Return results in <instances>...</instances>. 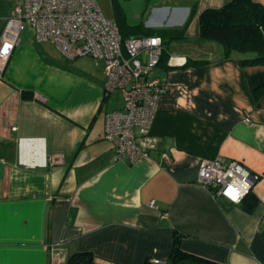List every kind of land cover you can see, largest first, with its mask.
Listing matches in <instances>:
<instances>
[{
    "label": "crops",
    "instance_id": "1",
    "mask_svg": "<svg viewBox=\"0 0 264 264\" xmlns=\"http://www.w3.org/2000/svg\"><path fill=\"white\" fill-rule=\"evenodd\" d=\"M145 1L138 22L127 7L109 17L165 46L158 147L133 162L104 137L123 102L106 94L103 62L66 58L29 24L20 32L0 72V264H67L75 252L91 264H264V65L199 39L200 13L230 0ZM22 2L0 0V32ZM215 158L240 161L250 193L234 202L199 184V163ZM176 236L196 259H173Z\"/></svg>",
    "mask_w": 264,
    "mask_h": 264
},
{
    "label": "built area",
    "instance_id": "2",
    "mask_svg": "<svg viewBox=\"0 0 264 264\" xmlns=\"http://www.w3.org/2000/svg\"><path fill=\"white\" fill-rule=\"evenodd\" d=\"M25 24L32 27L36 40L52 41L66 58L87 55L102 60L105 92L118 91L123 102L122 108L105 115L104 137L118 158L133 162L158 147L150 126L166 89L165 82L153 75L165 51L160 35L123 39L116 20L105 16L96 0H23L0 32V72ZM161 156L164 162L171 160L166 151ZM252 181V174L238 160L206 159L197 169L199 184L234 202L250 192ZM146 264L170 262L150 257Z\"/></svg>",
    "mask_w": 264,
    "mask_h": 264
},
{
    "label": "trees",
    "instance_id": "3",
    "mask_svg": "<svg viewBox=\"0 0 264 264\" xmlns=\"http://www.w3.org/2000/svg\"><path fill=\"white\" fill-rule=\"evenodd\" d=\"M199 26V39L220 43L225 56L230 55L232 51L249 52L254 55L240 59L241 65H264V6L261 4L253 0H230L219 8H207L199 15ZM118 27L123 39L131 35L123 32L119 24ZM133 35L158 34L147 32ZM164 52L161 58L164 56ZM188 63L191 64L189 61ZM194 63L201 64L202 62ZM179 242V237L176 236L173 249L174 260L197 258L182 251ZM91 262L92 254L90 252H75L67 260V264H91Z\"/></svg>",
    "mask_w": 264,
    "mask_h": 264
},
{
    "label": "rangeland",
    "instance_id": "4",
    "mask_svg": "<svg viewBox=\"0 0 264 264\" xmlns=\"http://www.w3.org/2000/svg\"><path fill=\"white\" fill-rule=\"evenodd\" d=\"M101 11L107 17H113V11L115 8L127 7L131 20L138 22L141 19V13L144 10L146 1L145 0H96ZM137 19V20H132ZM102 61V60H101Z\"/></svg>",
    "mask_w": 264,
    "mask_h": 264
}]
</instances>
